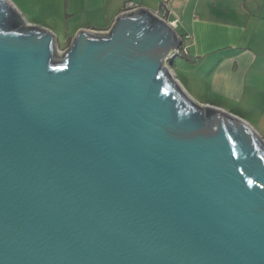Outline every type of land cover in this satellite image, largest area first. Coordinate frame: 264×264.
Here are the masks:
<instances>
[{
    "label": "water",
    "instance_id": "95a60500",
    "mask_svg": "<svg viewBox=\"0 0 264 264\" xmlns=\"http://www.w3.org/2000/svg\"><path fill=\"white\" fill-rule=\"evenodd\" d=\"M181 46L138 7L61 50L0 0V264H264V138Z\"/></svg>",
    "mask_w": 264,
    "mask_h": 264
},
{
    "label": "crops",
    "instance_id": "0c3cea01",
    "mask_svg": "<svg viewBox=\"0 0 264 264\" xmlns=\"http://www.w3.org/2000/svg\"><path fill=\"white\" fill-rule=\"evenodd\" d=\"M127 3L154 12L167 7L180 36H190L183 58L196 63L183 65L180 74L174 70L182 87L196 101L244 119L264 138V0H90L93 25L78 28L108 30Z\"/></svg>",
    "mask_w": 264,
    "mask_h": 264
},
{
    "label": "rangeland",
    "instance_id": "374dc122",
    "mask_svg": "<svg viewBox=\"0 0 264 264\" xmlns=\"http://www.w3.org/2000/svg\"><path fill=\"white\" fill-rule=\"evenodd\" d=\"M23 20L32 25L44 26L57 36L61 50L65 49L79 26L93 25V12L87 10L90 0H11ZM80 30V29H79ZM179 35L181 30H177ZM190 40H188L189 42ZM193 61V60H192ZM171 68L177 74L188 62L183 56L172 59ZM175 73V72H174ZM179 76V75H178ZM180 78V77H179Z\"/></svg>",
    "mask_w": 264,
    "mask_h": 264
},
{
    "label": "built area",
    "instance_id": "2783aa9c",
    "mask_svg": "<svg viewBox=\"0 0 264 264\" xmlns=\"http://www.w3.org/2000/svg\"><path fill=\"white\" fill-rule=\"evenodd\" d=\"M138 8L134 3H127L126 8L124 11H132ZM160 17L164 18L173 28L177 29L178 27V21L177 20H170L169 19V10L167 7H162L160 10L156 12ZM190 36H181L182 39V46L179 49L174 50L167 58L166 63L169 65L170 61L175 58L176 56H188V44L187 39H189Z\"/></svg>",
    "mask_w": 264,
    "mask_h": 264
},
{
    "label": "trees",
    "instance_id": "16d2710c",
    "mask_svg": "<svg viewBox=\"0 0 264 264\" xmlns=\"http://www.w3.org/2000/svg\"><path fill=\"white\" fill-rule=\"evenodd\" d=\"M184 57H187V56H184Z\"/></svg>",
    "mask_w": 264,
    "mask_h": 264
}]
</instances>
